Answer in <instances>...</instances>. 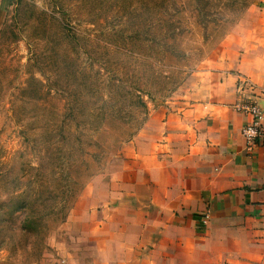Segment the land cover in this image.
Listing matches in <instances>:
<instances>
[{
    "label": "rangeland",
    "instance_id": "374dc122",
    "mask_svg": "<svg viewBox=\"0 0 264 264\" xmlns=\"http://www.w3.org/2000/svg\"><path fill=\"white\" fill-rule=\"evenodd\" d=\"M256 69L264 0H2L0 264H264V214L182 172Z\"/></svg>",
    "mask_w": 264,
    "mask_h": 264
},
{
    "label": "crops",
    "instance_id": "0c3cea01",
    "mask_svg": "<svg viewBox=\"0 0 264 264\" xmlns=\"http://www.w3.org/2000/svg\"><path fill=\"white\" fill-rule=\"evenodd\" d=\"M253 78L254 100L263 110L260 139L247 147L242 135L252 122L247 111L211 105L205 111L206 130L195 134L182 172L198 189L238 190L239 200L264 214V72L256 69Z\"/></svg>",
    "mask_w": 264,
    "mask_h": 264
},
{
    "label": "built area",
    "instance_id": "2783aa9c",
    "mask_svg": "<svg viewBox=\"0 0 264 264\" xmlns=\"http://www.w3.org/2000/svg\"><path fill=\"white\" fill-rule=\"evenodd\" d=\"M245 110L252 117V122L250 125L244 127L242 135L247 147L251 148L262 135L261 121L263 119V110L257 104L247 107Z\"/></svg>",
    "mask_w": 264,
    "mask_h": 264
}]
</instances>
